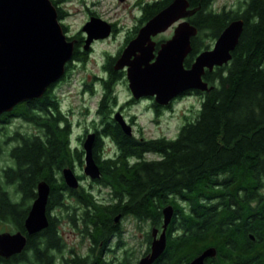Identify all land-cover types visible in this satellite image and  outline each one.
<instances>
[{
  "label": "trees",
  "instance_id": "obj_1",
  "mask_svg": "<svg viewBox=\"0 0 264 264\" xmlns=\"http://www.w3.org/2000/svg\"><path fill=\"white\" fill-rule=\"evenodd\" d=\"M172 1L144 4L140 23ZM214 1L189 0L192 8H199L189 19L198 33L192 38L186 67H191L234 19L242 18L244 29L229 63L206 71L204 80L213 88L183 94L201 98L197 112L190 109L184 114L175 138L141 140L118 127L106 131L120 145L119 156L105 160L94 156L102 171L95 182L108 188L111 200L100 205L92 194L81 192L77 197L87 207L81 216L84 228L92 229L95 237H103L118 216L129 213L138 219L150 218L152 225L162 229L163 208L173 205L175 214L167 229L166 256L161 264L189 261L209 247L217 249V264H264V0H242L237 9L219 11L213 7ZM53 3L56 6L55 0ZM56 8L62 19L65 14ZM75 45L74 57H80ZM115 59L108 56L107 60L111 71L106 82L108 98L113 97L112 84L119 80L111 65ZM39 99L19 106L18 111L37 125L41 134L17 131L0 141V159L8 151L13 161L0 169V221L12 223L27 235V264H52L50 248L59 241L57 223L50 218L43 232L29 235L24 220L41 181L51 186V207L63 203L62 191L69 188L63 170L73 168L76 162L83 164L84 151L70 146L68 126H62L54 95L47 91ZM37 108L43 109L42 118ZM108 108L105 105L102 110ZM96 146L100 148V142ZM149 152L164 158L141 160ZM131 156L140 161L130 166ZM8 186L22 194L20 203L10 197Z\"/></svg>",
  "mask_w": 264,
  "mask_h": 264
},
{
  "label": "water",
  "instance_id": "obj_2",
  "mask_svg": "<svg viewBox=\"0 0 264 264\" xmlns=\"http://www.w3.org/2000/svg\"><path fill=\"white\" fill-rule=\"evenodd\" d=\"M198 9L192 8L189 0H173L141 26L124 48L114 67L116 70L127 68L129 87L136 98L154 96L159 104L168 105L188 90L209 91L213 88L204 80V75L207 70L213 71L232 59V52L243 33L244 20L231 21L213 46L199 53L191 67H186L192 38L198 33V28L189 19ZM175 24L172 37L161 42L156 51L157 42L153 38ZM83 30L87 33L85 49L88 50L94 40L111 35L112 24L92 16ZM75 42L65 33L53 0H0V113L12 110L26 99L43 96L46 89L65 74ZM119 120L125 132L131 134L126 121L120 117ZM93 143L94 134H90L84 144V172L97 180L102 171L93 155ZM63 176L69 187H79L80 181L73 168H65ZM50 192L47 181L38 184L37 198L25 220L29 235L49 226L47 204ZM174 214L173 205L163 208L162 230L153 229L151 252L142 257L139 264H153L165 252L167 229ZM27 242V235L21 231L0 232V255L8 258L21 253ZM216 253L215 247H209L190 264H204L206 258Z\"/></svg>",
  "mask_w": 264,
  "mask_h": 264
},
{
  "label": "flooded vegetation",
  "instance_id": "obj_3",
  "mask_svg": "<svg viewBox=\"0 0 264 264\" xmlns=\"http://www.w3.org/2000/svg\"><path fill=\"white\" fill-rule=\"evenodd\" d=\"M155 0H152V2ZM149 1L144 2L143 4H146ZM61 11V10H60ZM61 13L65 14L63 11ZM155 15V14H154ZM153 15V16H154ZM98 16L97 14L93 13V15L90 16ZM152 16V17H153ZM64 17V16H63ZM65 20V18L63 19ZM140 20V19H139ZM147 22V21H146ZM145 22V23H146ZM143 24H139L138 26L135 27L133 30L132 34H130L127 39H126V45L118 52L117 56L116 54L110 55L106 54V58L104 62L102 63V73L101 75H92V79L94 80L93 83L89 81H85L83 86L84 88L81 90L82 93L85 94V92L92 93L94 94H100V98L97 103V108L95 111V114H97L98 118L94 115L93 118L91 119L90 124H86V121L82 120H74V117L76 116L74 110L68 109V110H63V99L59 96V93L56 92V89L64 82L67 81L69 74L71 73V67H74L75 64H85V68L87 61L89 60V57L91 56L93 50H94V44L96 43L97 40H94V42L91 44L88 50L85 49V41L87 38V33L86 31L81 29V31L76 34L78 37L77 38H72L74 36H69V40H75L77 44V55L80 57H85L86 60L83 61L80 57H74L71 58V60L66 64L65 67V74L56 82L51 84L45 92L50 91V94L54 95V100H56V103L58 104V110L63 117L61 120L62 126H68L69 130V143L70 146L73 149H78L81 153L84 151L83 154V160H84V165H85V148L84 144L85 141L87 140V137L90 134H94V143H93V155L98 158V160H105L107 157H113V158H118L119 156V147L120 145L118 144L117 140L110 134L107 133L106 131L112 130L116 127L121 128L124 132V127L122 126L119 117L122 120H125L126 123L130 126L131 134H128L129 136H133L135 138L144 140V139H155V138H147L144 137L141 134H138L139 131V125L137 124L136 116H130L128 115L125 110L127 107L133 106L135 104L139 103H144L147 102V110L151 111L155 117V115L159 116L162 114H168L172 110L175 111V108L173 107L175 102L179 100V98L183 97V94L179 95L178 97L174 98L168 105H161L158 102H156L154 96H143L141 98H136L134 94L132 93L130 87H129V80L127 77V68H123L120 70L115 69V64L118 60V58L121 56L124 48L127 46L129 41L133 39L137 34L141 26ZM64 27L66 28V31H69V28L65 23H63ZM112 24V33L110 36H114L118 32V28L116 26V23H111ZM178 24V23H177ZM172 26L173 28V34L176 25ZM84 27V26H83ZM172 34V35H173ZM131 36V37H130ZM172 37V36H171ZM170 37V38H171ZM130 38V39H129ZM155 38V37H154ZM169 39V38H168ZM167 39H162L157 42V47L156 51L160 48V43L165 41ZM76 46V45H75ZM212 47V46H211ZM210 47V48H211ZM108 56H111V58L115 57L116 59L112 61L111 65L113 66L114 70L117 71L119 75V80L112 84V90H113V97H107L106 96V82L110 80L111 76V71L109 70V67L107 66V60ZM124 83L128 97L124 101H120V98L118 96V91L116 89V85L120 83ZM100 86L101 91L99 88ZM45 94V93H44ZM43 94V95H44ZM43 96L41 97H33L26 99L20 103H18L12 110H7L3 111L0 113V131H7L9 128L12 126V122L14 120H20L24 125L30 124L33 127V131H28L26 129L23 134L27 133H34V134H41V129L33 124V122H30L29 120L26 119V117L21 114L19 110V106L21 105H26L29 104L31 101L34 99H42ZM39 99V100H40ZM41 103V102H39ZM107 103V104H106ZM108 106V111H103L102 107L103 106ZM84 113H89V110L84 111ZM37 114L43 117V109L42 108H37ZM82 124H85L86 126L84 127V134H82L79 137L80 143H77L75 145L72 144V138H73V130L75 127H80ZM181 128V127H180ZM19 132V130H16ZM180 132V129L178 133ZM22 133V132H21ZM126 133V132H125ZM177 133V135H178ZM176 135V136H177ZM160 137H166L165 135H161L156 138ZM170 139V138H169ZM100 142V148L96 146V143ZM107 143L113 144V146L116 147V152L115 154H106L105 152V147ZM5 152V151H4ZM150 153V152H149ZM155 156L154 157H149V155L143 156L141 160H146V161H159L164 158V156L158 154V153H152ZM140 160L135 157L131 156L128 158L129 165H133L134 163L139 162ZM13 165V163H9L6 165H3L0 169L1 171L5 170L6 167H9ZM77 165H83L78 162H76L73 166V170L76 173L80 184L78 188H71L69 187L67 190L62 191V204L60 206H52L47 204V216L48 220L50 223V218H53L55 222L57 223V235H58V243L55 244L53 247L50 249V255L52 256V264H99L100 261H102L103 264H139L140 260L142 257L147 256L151 252V247H152V241H153V236H152V231L154 228H156L154 225H152V220L150 218L147 219H138L134 214H121L119 216V219L114 221L113 224H111V227L106 228V234L103 237H95L93 234H91L92 229H85V221L83 218H81L83 212L87 209L86 205L80 203L78 201V195L81 194V192L87 193V194H92L91 196L94 200L99 202L100 205H105L109 203L111 200V194L108 195H98L96 194L95 189H91V187H86L83 184V179L87 177V175L83 173H79L76 171ZM85 167V166H84ZM67 168V167H65ZM72 168V167H71ZM84 170V168H83ZM89 177V176H88ZM92 185V184H91ZM73 189V190H71ZM263 192H264V183H263ZM7 191V190H6ZM75 191V192H74ZM8 192V191H7ZM17 192V191H16ZM19 194V193H17ZM10 195V193H9ZM19 199H16V202H21L22 201V194H19ZM11 198H13L10 195ZM50 197V196H49ZM37 198V197H36ZM69 199H73L72 202L67 201ZM69 213V214H68ZM68 214V215H67ZM28 216V214H27ZM26 216V218H27ZM129 217L134 218L135 220H131ZM25 218V220H26ZM68 218V220H67ZM164 219V215H163ZM25 220H24V227H25ZM127 221L129 222L128 225ZM12 224V223H10ZM139 224H145L150 227V230L146 232L145 235H142V240H140V235L138 234V231L140 229ZM14 232L21 231V229H18L15 225ZM47 228V227H46ZM46 228L42 229L41 231L43 232ZM67 228L69 229L70 233L73 235H78L81 236V241L79 244L86 243L88 240V251L87 253H82V251H78L79 247L76 244L75 246H70L69 243H66V236L65 232L67 231ZM26 229V227H25ZM162 229H160L161 232ZM27 231V230H26ZM0 232H5V231H0ZM12 232V231H9ZM151 232V233H150ZM159 232V234H160ZM23 233V232H22ZM40 233V232H39ZM151 234V237L148 234ZM181 235H183V226L180 229ZM25 234V233H24ZM69 235V234H68ZM144 245L145 250H143L142 254L140 255L139 250H142V246ZM26 248V247H25ZM24 250L21 253H16L11 255L8 258H5L0 255V264H19V263H26V257L24 256ZM166 252V251H165ZM165 252L153 263V264H161L162 259L165 254ZM217 254V253H216ZM200 255V254H199ZM199 255L193 257L189 261H181L180 264H190L196 257ZM172 262V261H170ZM216 260V255L213 257L206 258L204 261V264H217ZM171 264V263H169Z\"/></svg>",
  "mask_w": 264,
  "mask_h": 264
},
{
  "label": "rangeland",
  "instance_id": "obj_4",
  "mask_svg": "<svg viewBox=\"0 0 264 264\" xmlns=\"http://www.w3.org/2000/svg\"><path fill=\"white\" fill-rule=\"evenodd\" d=\"M56 6L65 13L62 19H59L61 23H65L69 28V31H65L67 35L74 36L78 34L83 26L90 20V16L93 13L97 14L99 17L109 23H116L118 32L114 36H108L104 39H99L94 44V50L89 57V60L85 64H75L74 67H71V73L68 76V80L64 81L57 89L56 92L59 93V96L63 99V110L72 109L74 110L76 116L74 120L86 121V124H90L91 119L95 115L97 103L100 98V94H94V92L82 93L84 88L83 84L85 81L93 83L91 78L93 74L101 75L102 73V63L106 58V54L114 55L126 45L127 37L132 34L136 26L140 24V17L142 15V6L146 1L152 0H55ZM242 0H215L213 7L216 10H221L224 7L226 9H237ZM65 18V20H63ZM64 25V24H63ZM173 34V28L167 29L165 32L159 33L155 36V40L159 41L162 39H168ZM214 42H212V45ZM97 88L100 89V86ZM118 91V96L120 101H124L128 97L127 89L124 83L116 85ZM201 105V98L196 95H183L182 98H179L174 104L175 111L172 110L168 114L162 115H153V113L147 110V102L135 104L133 106L127 107L125 112L130 115L136 116L137 124L139 125L138 134L143 135L147 138H156L161 135H165L167 138H175L180 127L184 123V114L188 113L189 110L193 109V112L196 113L197 109ZM89 110V113H84V111ZM86 125L82 124L80 127H75L73 130V142L75 145L80 143L79 137L84 134V127ZM33 131V127L30 124L24 125L20 120H14L12 122L11 128L7 131H0V141L4 142L7 140V136H12L16 130L19 132ZM15 142H9L6 146H12ZM106 154H115L116 147L111 143H107L105 147ZM149 157H154L152 153H148ZM12 159L9 155V152L3 153L0 159V168L3 165L12 163ZM84 163L83 165H77L76 171L84 174ZM83 184L86 187H91L95 189L96 194L98 195H109V190L107 187H104L102 184H98L90 177L83 179ZM92 184V185H91ZM7 191L13 197V200L19 199V194H17L13 186H8ZM67 201L72 202L73 199ZM69 214V213H68ZM67 214V215H68ZM131 220H135L132 217H129ZM68 220V218H67ZM128 225L129 222L127 221ZM140 229L138 234L141 236L145 235L147 231L150 230L148 225L139 224ZM15 227L10 223H3L0 221V231H12L14 232ZM65 232L66 243H69L70 246H75L76 244L79 247L78 251L82 253H87L88 251V240L86 243L79 244L81 241V236L73 235L68 231ZM69 234V235H68ZM142 250H139L140 255L143 250H145L144 245ZM18 264V263H17ZM24 264V263H19ZM26 264V263H25Z\"/></svg>",
  "mask_w": 264,
  "mask_h": 264
}]
</instances>
